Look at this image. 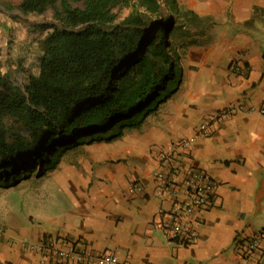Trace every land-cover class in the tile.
<instances>
[{
    "label": "crops",
    "instance_id": "0c3cea01",
    "mask_svg": "<svg viewBox=\"0 0 264 264\" xmlns=\"http://www.w3.org/2000/svg\"><path fill=\"white\" fill-rule=\"evenodd\" d=\"M178 1L195 15L190 40L196 41L184 49L179 90L140 127L59 165L50 178L62 196L43 217L47 225L22 219L3 230L0 264H50L23 246L47 239L64 248L81 243L124 264H264V241L248 248L264 234V0ZM231 107L233 117L214 120ZM181 139L190 147L178 158L174 180L182 183L193 168L218 183L211 206L192 222L196 240L188 246L154 224L173 206L171 197L155 193L158 155ZM132 183L145 191L132 192Z\"/></svg>",
    "mask_w": 264,
    "mask_h": 264
},
{
    "label": "trees",
    "instance_id": "16d2710c",
    "mask_svg": "<svg viewBox=\"0 0 264 264\" xmlns=\"http://www.w3.org/2000/svg\"><path fill=\"white\" fill-rule=\"evenodd\" d=\"M16 9L52 10L56 24L22 87L0 70L5 190L45 178L67 152L140 127L179 90L184 49L196 42L195 15L178 0H22Z\"/></svg>",
    "mask_w": 264,
    "mask_h": 264
},
{
    "label": "rangeland",
    "instance_id": "374dc122",
    "mask_svg": "<svg viewBox=\"0 0 264 264\" xmlns=\"http://www.w3.org/2000/svg\"><path fill=\"white\" fill-rule=\"evenodd\" d=\"M21 1L0 0V70L9 73V79L20 87L23 86L25 73L37 74L39 59L44 52L42 41L49 32L46 27L56 24L52 10L41 16L24 15L16 9ZM95 144L63 154L56 168L91 154V150L96 148ZM53 173L54 170L49 171L41 180L33 175L31 180L17 188L0 189L1 232L22 219L32 224L39 222L47 225L45 216L54 213V202L62 196L53 189L50 178Z\"/></svg>",
    "mask_w": 264,
    "mask_h": 264
},
{
    "label": "built area",
    "instance_id": "2783aa9c",
    "mask_svg": "<svg viewBox=\"0 0 264 264\" xmlns=\"http://www.w3.org/2000/svg\"><path fill=\"white\" fill-rule=\"evenodd\" d=\"M233 70L240 71L238 64L233 65ZM261 113H264V108ZM236 114L234 107L225 108L215 115L217 121L226 120ZM208 124L200 127L201 132H205ZM190 147V141L181 139L163 148L158 161L160 170L156 174L155 193L158 197L169 196L173 199V206L170 211L160 212L154 220V224L159 227L166 237L173 242L188 246L195 240V232L192 228V222L197 214L211 206L212 199L218 183L207 172L197 169H189L182 183L174 180V170L178 163V158L182 156ZM131 191L142 193L145 191L140 183H132ZM181 191L183 196H181ZM3 232L0 231V237ZM264 241V234L254 236L248 243V248L257 250ZM26 248L43 253L50 258V264L59 262L97 263V264H124L119 259L109 253L93 255L92 252L81 243H75L69 248L59 245L57 239H47L41 243L23 242Z\"/></svg>",
    "mask_w": 264,
    "mask_h": 264
}]
</instances>
